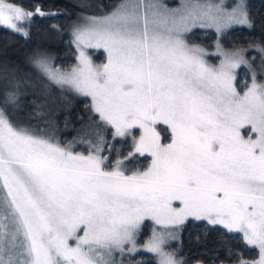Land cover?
I'll list each match as a JSON object with an SVG mask.
<instances>
[{
    "label": "snow or ice",
    "instance_id": "6c2138e0",
    "mask_svg": "<svg viewBox=\"0 0 264 264\" xmlns=\"http://www.w3.org/2000/svg\"><path fill=\"white\" fill-rule=\"evenodd\" d=\"M58 14L0 0V27L26 39L37 17ZM254 25L246 0H179L176 6L121 0L110 12L84 17L71 31L75 64L54 66L55 58L40 49L27 61L62 91L90 99L86 107L95 118L67 142L53 121L44 127L14 121L22 98L35 89L28 74L6 71L0 264H144L134 259L141 252L156 264H264V41L222 43L234 27ZM196 28L215 30V51L188 42ZM89 49H102L105 62L95 63ZM249 52L258 54V63ZM128 140L126 153L110 160L116 142ZM137 157H150L148 166L129 168ZM146 221L151 234L140 243ZM189 221L223 229L205 249L207 260L189 262L169 248ZM233 234L258 258L233 248Z\"/></svg>",
    "mask_w": 264,
    "mask_h": 264
},
{
    "label": "trees",
    "instance_id": "16d2710c",
    "mask_svg": "<svg viewBox=\"0 0 264 264\" xmlns=\"http://www.w3.org/2000/svg\"><path fill=\"white\" fill-rule=\"evenodd\" d=\"M119 0H16L29 9H34L40 5L46 11H54L59 14L40 18L37 17L30 27V37L24 38L22 35L12 32L6 28L0 27V88L5 84L3 76L6 71L12 68H18L21 72L28 74L29 79L34 85L29 88V94L22 98L23 103L21 110L14 112L12 118L15 122L31 125L33 127H44V121H53L57 127L58 137L64 141H72L74 137L87 131L88 118L93 115L90 108L86 107L90 102L88 98L80 97L74 93L62 91L57 85L52 84L39 72L38 69L28 63V58L33 55L37 49L47 50L48 54L54 57V66L67 67L76 63L74 48L71 43V29L74 23L82 21L86 16H99L110 11ZM83 2L85 6L80 7L78 4ZM170 6L179 2V0H165ZM229 3L232 0H228ZM250 15L255 21L253 28L234 27L228 31L222 39L226 48H231L237 44H243L247 47V41L256 42L264 41V0H246ZM58 25L61 31L53 32L50 25ZM200 28L193 29L187 35L190 44H199L212 51L216 40V32L209 29L208 33L202 34ZM205 31V30H202ZM52 37V39H46ZM93 59L96 51L88 50ZM249 57L257 56L254 52L247 53ZM213 57V56H212ZM212 57L208 59L213 63ZM246 74L242 67L237 73V85L240 89L239 79L242 74ZM43 103L44 107L37 110L35 104ZM36 111H41L43 115H36ZM93 118L94 115H93ZM165 128V126H158ZM164 132L162 133V135ZM110 139V137H109ZM131 141H117L110 160L114 161L117 154L126 153ZM85 145H77L76 150L85 151ZM142 157H137L128 164L129 168H142ZM207 229V239L205 240L204 232ZM223 229L210 226L205 227L197 222L189 221L182 226L179 240L169 245L170 249H176L180 255L191 262L197 257L207 260L209 257L204 255L205 249H212L217 241L221 238ZM197 237H200L198 242ZM231 246L244 253L251 250L246 248L242 241L236 236L229 235ZM223 255V252H221ZM152 257L151 255H149ZM148 264H155L153 259L145 261Z\"/></svg>",
    "mask_w": 264,
    "mask_h": 264
},
{
    "label": "rangeland",
    "instance_id": "374dc122",
    "mask_svg": "<svg viewBox=\"0 0 264 264\" xmlns=\"http://www.w3.org/2000/svg\"><path fill=\"white\" fill-rule=\"evenodd\" d=\"M121 2V0H119L117 3H116V5H118L119 3ZM179 2H177L176 4H174V5H171V6H176L177 4H178ZM115 5V6H116ZM114 6V7H115ZM113 7V8H114ZM112 8V9H113ZM111 9V10H112ZM110 10V11H111ZM110 11H108V12H110ZM81 22V21H80ZM77 23H79V22H77ZM74 24H76V23H74ZM73 28V27H72ZM201 29V28H200ZM202 30H205V31H202ZM201 30V33L202 34H206V33H208V31H209V29H202ZM71 31H72V29H71ZM73 45V44H72ZM73 48H74V53H75V57H76V55H77V53H76V49H75V46L73 45ZM92 51H96V53H95V56H94V58H93V61L95 62V63H97V64H99V63H103V62H105V56H106V54L104 53V51L102 50V49H100V50H95V49H91ZM212 51H215V46L213 47V49H212ZM212 60H213V63H218L219 62V58L218 57H212ZM245 76H246V74H242L241 76H240V79H239V83H240V89L239 90H242L243 89V85H244V81H245ZM250 82V81H249ZM88 100H89V102H90V99L88 98ZM165 128H166V126H165ZM170 139V137H169V133L168 132H164V134L162 135V140L164 141V142H168V140ZM143 159H142V163H143V167L142 168H146L147 166H148V164H149V162H150V157H142ZM141 168V169H142ZM198 224H200V225H202V226H205V227H208V226H206V224H205V222H197ZM151 228H152V223H151V221H146L145 222V226H144V228L142 229V232H141V235H140V237L138 238L139 239V242L140 243H143V241L144 240H146L149 236H150V234H151ZM219 228V227H218ZM234 236H236L239 240H240V236H239V234H234ZM241 241V240H240ZM174 241H172L171 242V244L173 243ZM149 255H151L152 257H150ZM247 255H248V257L247 258H258V256H257V252H256V250H254V249H251L248 253H247ZM246 257V256H245ZM134 259H136V260H142L143 262H144V264H148V263H146L145 261L146 260H148V259H153L154 261H155V264H156V258L152 255V254H150V253H146V252H141V253H139V254H137V256L134 258Z\"/></svg>",
    "mask_w": 264,
    "mask_h": 264
}]
</instances>
